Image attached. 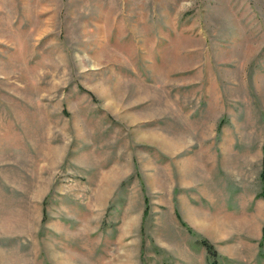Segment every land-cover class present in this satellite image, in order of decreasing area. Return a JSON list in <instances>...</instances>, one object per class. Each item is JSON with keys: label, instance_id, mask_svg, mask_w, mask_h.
<instances>
[{"label": "rangeland", "instance_id": "374dc122", "mask_svg": "<svg viewBox=\"0 0 264 264\" xmlns=\"http://www.w3.org/2000/svg\"><path fill=\"white\" fill-rule=\"evenodd\" d=\"M0 264H264V0H0Z\"/></svg>", "mask_w": 264, "mask_h": 264}]
</instances>
